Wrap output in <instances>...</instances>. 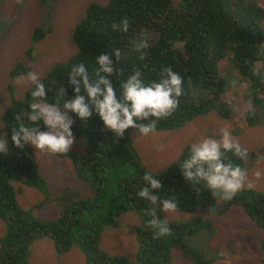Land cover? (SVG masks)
I'll return each instance as SVG.
<instances>
[{"label":"trees","instance_id":"16d2710c","mask_svg":"<svg viewBox=\"0 0 264 264\" xmlns=\"http://www.w3.org/2000/svg\"><path fill=\"white\" fill-rule=\"evenodd\" d=\"M43 1L54 3L59 0ZM125 19L129 24L127 33L112 30L113 23L119 24ZM263 24L264 11L253 0H108L104 4L92 1L72 33L74 53L47 68L40 80L46 87V102L62 105L65 99L74 97L67 80L73 65L84 64L95 78L96 58L120 49L121 59L116 67L121 70V75L119 79L111 78L117 96L121 94L120 82L136 69L141 71L145 84L158 81L163 68L169 66L183 80L185 94L179 98L178 108L170 117L158 121L155 132L180 129L211 112L222 119H230L233 108L226 95L234 86L231 81L245 84V100L251 99L255 106L254 114H244L247 125L263 127ZM142 35L148 37L150 45L144 50L143 60L131 44ZM43 36L41 29H35L32 45ZM28 71L29 68L20 64L10 72V77L15 79ZM62 85L67 92V97L63 98L57 96ZM33 90L34 86H30L21 99L12 98L3 116L5 138L9 144L7 155L0 154V221L4 225L0 237V264H29L31 247L42 239L52 242L58 255L77 248L86 264H171L173 250L192 264L215 261L198 254L185 241L204 226H210L207 220H168L171 233L153 239L154 229L148 223L151 217L146 215L152 205L137 196L144 186L142 176L148 171L130 137L132 131L138 130L129 128L123 138H117L113 132L104 129L95 112L87 121H80L74 113H68L74 121L71 130L75 139L86 144V155L72 150L65 155H53L69 159L78 177L92 181L93 197L80 200L71 199L70 195L56 198L53 201L61 211L55 219H40L32 214L33 208H22L12 183L37 189L43 195L48 191L32 150L26 145L23 150L16 149L11 143V128L19 123L15 117L30 110ZM22 120L31 126L26 118L22 117ZM40 130H46L42 122ZM189 149L190 146L184 147L177 160L156 175L162 188L159 192L153 190L152 194L160 199H173L176 209L188 214L200 208L218 216L231 207H240L264 232V192L245 189L231 201H222L213 198L201 183L202 190L197 195L180 170V164L189 156ZM258 155V151L249 152L247 159L241 160L228 152L224 162L244 169ZM113 174L116 187L106 195L105 183ZM127 212L139 218V225L133 230L134 261L109 255L100 247L103 230L116 228V221ZM159 215L165 218L163 212Z\"/></svg>","mask_w":264,"mask_h":264},{"label":"rangeland","instance_id":"374dc122","mask_svg":"<svg viewBox=\"0 0 264 264\" xmlns=\"http://www.w3.org/2000/svg\"><path fill=\"white\" fill-rule=\"evenodd\" d=\"M92 1L104 4L108 0H59L54 3L43 0H1L0 112L3 115H0V133H4L3 116L12 98L21 99L31 86L18 85L17 78L26 77L29 72H37L41 80L47 68L64 61L74 53L72 33ZM253 3L264 11V0H253ZM35 29H41L44 36L32 45L31 36ZM20 64L29 68V71L11 79L10 72ZM262 66L264 70V64ZM245 89V84L237 83L226 95L233 108L230 119H222L211 112L173 131H156L148 135L132 131L130 137L143 166L159 175L177 160L184 147L204 138L219 139L220 129L223 128L237 138L242 147L248 149V153L258 151L260 154L244 170L248 179L255 184L254 189L264 192V126L247 125L241 106L242 102H247L244 97ZM158 145H163L162 150H157ZM26 146L33 152L48 191L43 195L37 189L12 183L22 208H33L32 214L40 219H55L61 211L53 201L56 198L69 195L75 200L93 197L95 193L90 189L92 181L87 182L78 177L69 159L55 157ZM85 148L86 144L81 139H75L71 150L86 155ZM257 170L262 173L260 179L253 175ZM120 171L124 172L125 169ZM105 186L104 193L110 195L116 187L115 174L108 178ZM176 211L177 213H164V217L169 221H209L210 226H204L197 234L186 237L185 241L206 259L214 258L212 264H264V232L247 217L242 208L231 207L218 216L200 208L190 214L178 209ZM138 219L134 213H123L116 221V228L108 227L103 230L101 249L109 255L134 261L136 242L133 230L139 225ZM3 233L4 225L0 221V237ZM29 264L86 263L77 248L58 255L53 243L42 239L31 247ZM171 264L192 263L173 250Z\"/></svg>","mask_w":264,"mask_h":264},{"label":"clouds","instance_id":"9594fccd","mask_svg":"<svg viewBox=\"0 0 264 264\" xmlns=\"http://www.w3.org/2000/svg\"><path fill=\"white\" fill-rule=\"evenodd\" d=\"M112 30L127 33L128 21L113 23ZM133 50L140 53V59L146 56L145 49L150 47L148 37L142 35L131 42ZM114 57V58H113ZM121 59V50L103 53L96 58L98 67L94 77L89 74L84 64L73 65L68 76L74 97L65 99L62 105L48 104L45 99L46 87L39 79V73L29 72L26 77H18V85H31L32 103L27 113L22 112L15 117L18 125L11 128V143L19 150L25 145L43 153L65 155L70 152L75 137L72 132L73 119L69 112L74 113L80 121H87L93 112L98 114L104 129L110 130L117 138H123L127 129L138 130L139 134L148 135L155 132L159 120L170 117L179 106V98L184 95L183 80L170 66L164 67L160 79L145 84L139 69L120 82L121 94L117 96L112 77L119 79L121 70L116 67ZM235 81L231 84L235 85ZM83 93V94H82ZM57 96L67 97L64 85L57 90ZM245 113H255L251 99L242 102ZM61 107L63 111L61 110ZM3 115V112H0ZM22 117L31 126L26 125ZM46 130H40V124ZM6 133H0V154L7 155L9 140ZM158 145L157 150H162ZM231 152L241 160L247 159L248 149L242 147L237 138L226 129H220L219 139L204 138L190 145L189 156L180 164L182 177L199 195L201 183L208 189L213 198L231 201L245 189L253 190L255 184L248 179L246 170L233 163H225V153ZM254 177L260 179L262 173L257 170ZM142 180L144 186L137 196L148 201L152 206L146 210L151 219L149 225L154 229L153 239L171 233L167 218L159 213H177L173 199H160L152 194L153 190L162 188L155 173L146 171ZM31 252V249H30Z\"/></svg>","mask_w":264,"mask_h":264},{"label":"crops","instance_id":"0c3cea01","mask_svg":"<svg viewBox=\"0 0 264 264\" xmlns=\"http://www.w3.org/2000/svg\"><path fill=\"white\" fill-rule=\"evenodd\" d=\"M41 174V173H40ZM41 242V241H40ZM40 242H38V243H40Z\"/></svg>","mask_w":264,"mask_h":264}]
</instances>
